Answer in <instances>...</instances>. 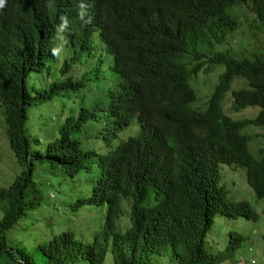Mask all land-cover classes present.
<instances>
[{
  "label": "trees",
  "instance_id": "16d2710c",
  "mask_svg": "<svg viewBox=\"0 0 264 264\" xmlns=\"http://www.w3.org/2000/svg\"><path fill=\"white\" fill-rule=\"evenodd\" d=\"M117 4L132 10L133 22L122 18L114 27L122 50L119 66L167 140L154 147L156 156L137 155L116 176V168L99 158L100 180L93 185L91 177L86 188L90 200L60 195L54 189L57 178L60 187L65 174L92 176L94 163L68 144L71 138L44 131L49 103L35 82L44 58L32 45L47 23L43 14L22 17L20 29L9 30L19 36L17 51L8 54L9 66H0V264H237L234 255L248 236L231 229L214 237L219 234V229L213 233L215 217L258 225L261 216L236 191L228 195L219 166L233 163L246 170L249 185L264 199V150L255 157L249 149L254 137L245 133L252 126L264 128V0ZM162 13L186 24L181 31L170 26L166 35L159 29ZM12 25L9 12L0 14V27ZM201 72L210 74L205 88L199 85ZM237 80L243 84L235 86ZM230 93L233 109L243 117L227 112ZM247 109L255 115L242 113ZM115 154L123 155L121 149ZM85 203L106 212L84 229L75 217ZM55 218L65 221L45 236L44 227ZM256 231L264 239L262 229Z\"/></svg>",
  "mask_w": 264,
  "mask_h": 264
},
{
  "label": "clouds",
  "instance_id": "9594fccd",
  "mask_svg": "<svg viewBox=\"0 0 264 264\" xmlns=\"http://www.w3.org/2000/svg\"><path fill=\"white\" fill-rule=\"evenodd\" d=\"M8 3L9 0H0V14L9 12L13 23L10 28L0 27V66H9L12 61L8 54L17 51L19 36L10 35L9 30H19L24 24V16L43 14L47 24L32 49L44 58L42 71L35 73V82L47 94L48 130L52 131L55 138H71L72 142L68 144L73 147L76 145L94 163L92 176L83 173L82 178L65 174L59 189L64 196L70 194L72 198L80 200L86 195L84 200H90L86 199L90 194L86 188L91 177L94 179L93 185L100 180L97 177L99 158L104 166L116 168V176L115 171H125L127 166L132 165L130 162L135 156H156L158 152L153 150L158 149L154 147L167 140L162 126L153 119L151 108L134 94L129 74H124L118 63L122 50L113 37L116 33L114 27L122 18L132 22V10L127 6L133 4L121 2L127 6H119L117 0H13L12 7H7ZM161 15L164 18L158 22L159 29L166 35L170 26L181 31L183 23L186 24L173 14ZM254 18L250 21L253 22ZM145 20L148 24L147 15ZM248 24L251 25L246 22ZM98 86L108 88L109 94L105 97L94 96L93 92ZM205 107L201 106L202 109ZM55 112L57 118L53 116ZM57 119L62 121L59 128ZM253 140L249 141V149L254 155L250 145ZM119 149L123 155L115 154ZM262 151L256 153L258 157L263 156ZM234 166L233 163H222L219 166L220 175L222 171H235ZM241 170L246 172L243 168ZM222 178L221 175L220 185L226 189ZM102 179L105 180L104 176ZM67 187L72 190L71 193L67 192ZM226 191L228 195H233L238 189ZM151 197V203H156L155 193L152 192ZM85 205L81 215L75 217L84 229L93 226L97 217L95 211L88 209L96 205ZM97 207L106 212L105 207ZM85 213L93 215L91 221L85 224L78 222L77 219ZM252 248L249 247V252L253 251ZM238 261L237 264H247L244 257ZM249 264H257V261L253 259Z\"/></svg>",
  "mask_w": 264,
  "mask_h": 264
},
{
  "label": "rangeland",
  "instance_id": "374dc122",
  "mask_svg": "<svg viewBox=\"0 0 264 264\" xmlns=\"http://www.w3.org/2000/svg\"><path fill=\"white\" fill-rule=\"evenodd\" d=\"M244 28H245V31H249L248 33H250L249 25H246ZM263 40H264V37H263ZM256 42H257L256 44L258 45L260 44L259 41H256ZM253 47H255V45L251 46V48ZM259 47H261V45H259ZM200 77H201L199 79L200 87L201 88L207 87L205 86L206 85L205 80L206 81L209 80L208 78L210 77V74L202 73L200 74ZM242 84L243 82L241 80H237L235 83V86H240ZM108 94H109V89L101 87V86L96 87L93 92V95L96 97H105ZM199 104L200 102H197L196 104L193 105V107L197 108ZM225 106H226L227 112L230 115L234 117L242 116L241 114H238V112H236L233 109V97L231 93L226 99ZM250 110L251 111H249L248 109L246 111L243 110L242 113H244L247 117H252L255 115L256 111L255 109L253 110L250 109ZM53 116L57 118V113L55 112ZM56 124H57V127L59 128L60 125L62 124V121H59L57 119ZM1 127L5 128L4 125H1ZM44 131H48V129ZM247 133L255 137L253 140V143L251 142L252 144L250 145H251L252 150L255 152V153L253 152L254 155L258 159H260V157H258L257 154H260L261 151L264 149V128L252 126L248 128ZM233 168L235 169V171H227V172L222 171L221 172V175L223 177L222 180H223L224 186L229 191H234L238 189L237 195L239 196V198L247 199L251 201V204L257 209L261 218L257 225V223L256 224H251L249 222L243 223L242 221H238L235 219H229L224 215L217 214L215 217V226H214L215 231H213V233L216 232L217 229H219L220 235L219 234L214 235V237L219 238L220 236L222 237V235L224 236H226L227 234L229 235V232L231 229L232 231L244 232V234L246 235L245 237L248 236V238L246 242L241 245L240 251L234 255L235 260L238 261L241 257H244L246 259L247 264H249V261L253 259L257 261V264H264V239L262 238V236H259V234L256 231V230L260 231L262 229L260 233L261 234L264 233V199H258L256 197L254 190L248 183L246 172L239 169L236 166H234ZM54 189L60 195L63 196L61 189H59L58 178L56 179V182L54 184ZM54 201H55V204H57V206L60 207L61 209L65 210L64 207L67 208V206L63 204V201L60 198L56 197L54 198ZM88 209H92L93 211L97 213V217L95 218L103 217L105 215V212L96 206L88 207ZM80 212H82V210ZM92 216L93 215L91 213H85L82 217L78 218L77 220L78 222L85 224L91 221ZM64 221H65V218L64 219H59V218L52 219L50 221V225H47L46 227H44L43 234L47 236L51 234L52 232L54 233L55 231L58 230V227H60V225L64 223ZM124 224L126 225V220H124ZM22 235H23V232H22ZM34 238L39 239V235L37 234V232L34 233ZM250 246L253 247L252 252H249Z\"/></svg>",
  "mask_w": 264,
  "mask_h": 264
}]
</instances>
